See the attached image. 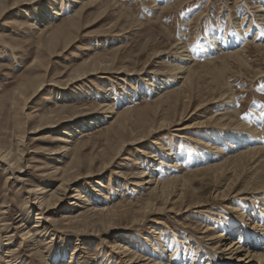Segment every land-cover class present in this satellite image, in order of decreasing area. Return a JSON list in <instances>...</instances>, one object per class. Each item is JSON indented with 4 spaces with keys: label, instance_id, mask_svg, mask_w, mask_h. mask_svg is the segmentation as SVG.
Returning <instances> with one entry per match:
<instances>
[{
    "label": "rangeland",
    "instance_id": "rangeland-1",
    "mask_svg": "<svg viewBox=\"0 0 264 264\" xmlns=\"http://www.w3.org/2000/svg\"><path fill=\"white\" fill-rule=\"evenodd\" d=\"M57 1L56 8L62 7L61 11L65 15L57 18L56 22L54 21L51 26L46 28V25H43L46 21L38 22L35 13L41 15L45 11V4L50 2L49 0H0V32L2 31L0 33V149L15 153V150H21L25 147L22 157L17 155L19 159H22V175L20 177L23 181L15 182L13 177L7 181L11 172L7 166L0 162V212L2 206L5 205L8 207L9 213L4 216L7 218H1L0 215V256L4 255L5 243L8 242V236H11V248L19 250L15 253L19 258L18 264H68L76 247L82 253V260L79 262V258L74 254V264L76 261V264H122L119 257L113 256L110 250L111 245L116 242L115 238L112 241L110 235L89 239L82 236L75 237L70 232H63L58 229L63 233L55 232L53 235H49L48 232L47 237L36 238L34 246H31L34 239L31 227L36 223L35 217L38 209L32 208L29 213L28 210H25V200L31 199L28 198L26 192L30 188L54 191L53 189L62 183V177L59 179L56 175L44 174L52 165L57 164V158L61 160L56 165L59 168L68 164L72 165V171L73 169L74 171L71 178L74 181L71 180V184H66L68 192L58 205L59 207L50 211V214L41 215L45 222L52 223L53 220H61V215L67 211L64 207L68 206L70 201L75 202L71 198L75 196V198L80 197V199L76 201V206H71L70 214L72 216L78 215L90 207L95 210L111 208L112 214L121 213L119 212L121 210H132L130 204H137L140 207L147 202L149 196L146 195L145 191L132 186V183L136 181L132 177L138 173L136 171L139 169L156 170L154 174L157 179L178 176L177 168H169L172 172L171 175H167L166 163L158 165V158H153L147 163L144 156L138 153V148L143 147L145 150L150 149L149 152L155 153V155L158 154L159 146L151 145L150 148L148 147L154 141L151 137L147 142L125 146V149H121V154L114 159L116 163L113 161L109 168L103 172H101V166L108 163L112 156L114 157L115 150L120 146L115 131H113L118 126L116 124L118 121L112 125L109 123L114 120L115 116H120L119 120L122 121L123 128L129 135V128L137 127L140 117L145 116L146 113L152 114L151 109L155 108L152 104L156 103L157 91L153 89L154 93L152 94L151 88L148 87V84L153 83L152 80H154L150 73L157 71L160 74L155 73V75L165 76L163 73L165 74V71L172 64L171 59H168L170 51H172L173 46L179 43L187 42V50L191 49L193 61L190 62L189 67L191 66L190 70L194 69L191 72H195L196 76L194 82L197 86V94H193L195 98L189 105L190 110L187 118L195 112V109L200 108V110L196 114H192L190 123L204 121L202 119L209 116L208 112H217L224 108L228 102L231 105V113L228 115L231 120L238 118L247 126H251L253 123L259 124L260 139L263 140L261 144L262 149H264V11H260L261 9L264 10V0H184V3L181 0H97L90 1L89 4L85 5L86 8L81 7V3L73 5L72 2H69L71 0ZM178 1H181V7H179L180 2ZM82 8L84 11L79 16L80 18L75 16L74 14ZM75 11L76 13H74ZM73 18H78L77 22L73 21L77 26H74L75 24L70 25ZM31 23L33 24L31 25ZM24 26L26 27L23 28ZM60 26L64 27L61 28ZM71 27L73 28L71 29ZM74 30L76 31L74 32ZM243 41L248 43L245 42V45ZM260 44L259 47L255 46ZM211 45L214 47L212 51L209 48ZM236 45L237 47H234ZM237 49H241V52L234 54V56H227ZM155 52H162L163 55H154ZM230 58L231 60H229ZM143 67V73L140 76H125L117 73L120 68L137 71ZM196 69L197 71H195ZM215 76L220 78V83L217 82L218 86L211 80ZM24 79L26 80L24 81ZM72 79H75V82ZM67 81H73V83L69 85ZM40 84L43 86L35 92L36 94L32 95ZM146 94L148 96L143 97ZM214 94L216 97L224 94L226 103H215L201 108V102ZM106 96L113 99L109 105L114 110L113 115L108 114L112 117L111 119H103V122H107V124L101 123L99 128L92 127L93 129L87 132L90 134L85 137L77 133L75 137L69 138L71 142L67 146L71 151L68 152V155H56L61 144H64L57 142L63 136L62 130L76 122L77 118H84L87 115H90L89 118L85 117L87 120L95 118L91 115L102 111L98 108L103 105V97ZM129 98L134 99V101L129 103L131 100ZM154 99L155 101H153ZM83 106L90 109L84 111ZM58 107L60 109L64 107V109H56ZM49 111H52V115L56 117L53 120L54 123L56 122L54 125L56 127L43 128L41 119ZM187 118L184 125L189 123ZM97 125L100 124L96 123L94 126ZM204 126L208 127L189 131L197 134L201 132L202 136H198L202 140H210L207 135L218 139L220 131L217 129L219 125L207 122ZM105 127L108 129H104ZM175 128L178 127H172V129L161 132L160 138L163 139V145H168L178 152L177 155H180L179 158L184 160L186 169L189 167L187 172L202 168L205 164L203 161L205 155H209V147L201 146L196 141H192V139L198 138L195 134H187L186 140L180 139L179 136L184 135L185 131H179ZM232 131L230 130L228 133H245ZM236 142L234 141V143ZM161 155L163 154L161 153ZM261 158L262 160H259ZM259 159L254 164L253 171L248 173L252 177L244 174L238 189H241L245 184L264 182V155ZM198 176L197 180L190 182L188 188L175 187L174 190L170 188L173 191L183 190L180 197L174 199L177 202L170 204V198L167 196L160 200L158 202V207H160L158 214L149 216L140 229L130 228L131 218L136 215L130 211L116 214V218H114L117 219L120 215V220L114 221L113 229L129 231V236L139 246L155 245L157 247L160 244L166 247L164 249L166 260L174 257L178 263L182 261L186 263L187 260L190 261L191 259L200 260L198 255L202 254L201 249L204 243H202L197 232L199 231L198 226L201 224L205 226L206 223H203V220L210 224L214 222L212 227L217 229L223 225L230 228L233 227V224L237 225L240 222L236 226L239 228L242 223L240 220L238 223L234 220L235 217L230 214L231 212L226 208V205H223L226 202L213 199L212 195L215 190L219 189L218 183L220 182L206 178L205 183V181L198 180L202 177L201 175ZM229 179H232V176L226 181H222V184ZM6 182L8 183L6 184ZM196 191L199 192L196 193ZM201 192L203 193L201 194ZM193 193L195 196H192ZM168 196L171 197V194ZM206 197L209 198L206 199ZM238 198L236 199L238 203H251L253 206L255 202H262V199L258 198L250 199L251 201L248 202ZM199 201L212 205L214 208L212 206L210 208H212L211 211H215V214L207 213L198 217L195 210L187 211L188 207ZM86 203H89L90 207H86ZM135 208L137 207L134 206L133 210ZM170 209L181 213L179 215L172 213L174 214L172 215L167 211ZM21 210H25L26 217H28L23 222L24 232L16 230V226L19 225ZM227 214L231 216L229 217ZM86 216L83 220L86 219L89 224L84 221L79 225L87 228L85 234L91 232L90 229L95 223L104 220L102 216L93 218L90 217L91 215ZM44 220H42V224ZM217 224H219V228ZM27 231L30 234L25 237L23 234ZM85 234L83 236H87ZM31 250L32 252H30ZM137 252L139 253V251ZM40 255L44 259H41ZM169 255L171 256L169 257ZM75 257L77 258L75 259Z\"/></svg>",
    "mask_w": 264,
    "mask_h": 264
},
{
    "label": "bare ground",
    "instance_id": "bare-ground-1",
    "mask_svg": "<svg viewBox=\"0 0 264 264\" xmlns=\"http://www.w3.org/2000/svg\"><path fill=\"white\" fill-rule=\"evenodd\" d=\"M49 1L50 2L45 4V8H44L45 11L42 12L41 15H39L37 12L35 13V17L38 18V20H37L38 22L46 21L43 23L44 26L46 25V28L51 26L52 23H54V21L55 22L57 21V18L58 19L61 18L64 14L61 11L62 7L56 8L57 3H58L57 0H49ZM80 1L71 0L69 2H72L73 5L81 3V7H85V5L89 4L90 1L92 2V1H97V0H82L81 2ZM181 1L184 3V0H181ZM181 1H178V2H180V5L176 3L177 5H179V7L182 6ZM93 4H94V2H93ZM64 6H63V8H64ZM254 7L256 8L257 6H254ZM4 10H5V8H4ZM82 11H84L83 8L81 10L79 9V12H77V13L75 11L74 13H76V14H74V15L79 17V16H81ZM260 11L263 12L264 10L261 9ZM0 12H1V10H0ZM77 19L78 18H73L70 21L72 23L71 24L69 22L68 23L72 26L75 24L73 21H76ZM12 21H13V19H12ZM12 21H10V22H12ZM32 24L33 23H31V25ZM65 25H67V24H65ZM74 26H77V25L75 24ZM25 27L26 26H24L23 28H25ZM63 27L64 26H62L61 28H63ZM65 28H68V26L67 27L65 26ZM72 28L73 27H71V29ZM53 31H55V30H53ZM75 31L76 30H74V32ZM245 42L248 43L247 41H245ZM246 43H245V45H246ZM64 44H66V43H64ZM68 44H69V42H68ZM187 46H188L187 42L186 43H179V44H176L175 46H173V49H172V51H170V54H169L170 57H168V59H171L172 64H171L170 68L167 71H165V74L163 73V75H165V76L155 75V73L156 74L159 73L157 71L150 73L151 75H153V77H151V78L154 79V80H152L154 85H153V83H150V84H148V87L151 88L152 94L154 93L153 89L154 90L156 89L155 91H157L156 92L157 93V100L155 101L156 98L153 100L156 103L152 104L153 107H155V108L151 109L152 110L151 115L146 113V114H144L145 116L140 117V119L138 120V123H137L138 126L135 128H133V127L129 128V130H130L129 135L126 133V131L123 128L124 124L122 123V121L119 120V118H121L120 116L119 117L115 116L114 120L109 123L110 125H112V123H114L115 121H118L116 123V124H118V126H116V129H114L113 131H115V135L117 137V140L120 143V146H119L120 148L117 147V149L115 150V152L113 154L114 157L112 156V158L108 160L109 162L105 159L106 162H108V163H104L103 166H101L102 171L101 170L100 171L103 172L104 170L108 169L109 165L114 161V159L117 158L119 154H121L120 152L123 149H125V146L128 147V146H132V145H136V144H141L142 142H147L151 137L152 140H154V141H152L151 144L148 145V147L150 148L151 145H154V147L159 146L160 150L158 149L159 150L158 154L155 155V153L149 152L150 149L145 150L143 147L138 148V150H137L138 153L140 155L144 156L145 161L147 163H149L151 161V159H153V158H158V165H164V163H166V167H168L167 168L168 170H165L168 172L167 175H171L170 173L172 171H170V170L173 168L178 169L179 175L174 176L173 178L171 176L166 175L167 176L166 178L160 177L157 179L156 175L154 174V172L156 170L151 171L149 169H143L142 168V169H139V171H136L138 173L136 175L134 174L135 176L133 175V177H132V178H135L136 181L132 183V186H134L135 188H138L142 191H145L146 195L149 196L148 197L149 199L147 200L146 203H144L140 207L137 204H130V202H129V204H130L129 206L132 208V210H126V211H130L132 214H136V215H134L133 218H131L132 223H131V225H129L130 228H135V229L139 228L140 229L144 225V222L146 221V219L149 216H153L155 214H158V211H159L158 208H160V207H158V202L160 200H162L163 198H165L166 196L170 198L169 199L170 202L169 201L168 202L170 204L171 203L174 204V202L176 201L174 199L177 197H180V195L182 194V191H183V190L173 191L174 188L175 187H180L182 189L188 188L189 187L188 185H190V182L194 181L198 175H201L202 177L200 179H198L200 181H205L207 178L208 180L212 179L215 182L216 181L220 182V183H218V186H220L219 189L215 190V192L212 195L213 199H215V201L219 200L220 202H226V204H223V205L224 206L226 205V208H228L229 211L231 212L230 214L233 217H235L234 220H236L237 223L240 220L242 224L239 226V228L236 226L239 225L240 222L237 225L233 224V227H230V228L224 227V225L219 228V224H220L219 223V224H217L219 229H217L216 227H212V224H214V222H211V224H210L208 222H205V220H203L204 222L203 221L202 222L206 223V224H205V226L202 224H201V226H198L199 231L197 232L200 235L199 237H201V239H202V243H204V245L202 246L203 248L201 249L202 254L200 256L198 255V258L200 260H198V259L192 260L191 259L192 260V263H191V260L189 261L186 259L187 260L186 263L187 264H264V182L259 181V183L254 182L253 184L252 183L251 184H245V186H242L241 189H238L240 184H241V180L244 178L243 175L247 174L248 176L252 177L248 173L253 171L254 164L258 161V159L262 155H264L263 154L264 149H262L263 147L261 144V141H263V140L260 139V136H261L260 132L261 131H260L259 126H258L259 124L256 125L255 123H253L251 126L250 125L247 126V124H244L241 121H239L238 118H236V120H231L230 117H228V115L231 113V105L228 102H227L226 106H224V108L220 109L219 111L208 112L209 116L204 117L205 119H202L204 121H202V122L197 121L194 123L193 122L190 123V121L192 120V117H191L192 114H196V112L198 110H200V108L195 109V112L191 113V115L187 118L188 112L190 110L189 105H190L191 101L195 98V97H193V94L194 93L197 94L196 93L197 92V86L194 82L195 77H196L195 72H191L194 69L190 70L191 66L189 67L190 62L193 61V58H192L193 55L190 51L191 49L187 50ZM242 46H244V45H242ZM255 46L259 47V46H261V44L258 46L257 45H255ZM234 47H237V45ZM234 47H232V48H234ZM194 48H196V47H194ZM209 48L211 49V51L214 50V47L212 45ZM238 52H241V49L234 50V52L227 54V56H234V54H237ZM155 54L163 55L162 52H155L154 55ZM229 60H231V58ZM221 61H222V59H221ZM92 65H93V63H92ZM223 65H224V63H223ZM96 68H98V67L96 66ZM143 69H144V67L137 70V71H132V70L129 71L126 68H120L119 70H117V73L121 74V75L124 74L125 76L126 75L127 76H132V75L140 76L143 73L142 72ZM221 70H222V68H221ZM90 71H92V70H90ZM195 71H197V69ZM84 73H86V72H84ZM218 73L221 74V72H218ZM222 74H224V73H222ZM147 75H148V73H147ZM75 79H77V78H75ZM75 79H72V80L74 81ZM203 79H205V78H203ZM25 80L26 79H24V81ZM211 80L216 85L217 82L220 81V78L215 76ZM221 80H222V78H221ZM73 81H67V82L70 85L73 83ZM142 81H143V79H142ZM222 81H224V80H222ZM63 83L65 84V82H63ZM63 83H60V84H63ZM42 86H43V84L38 85L36 87L35 91L34 90H33L34 92L32 91L33 92L32 95L36 94L35 92H37ZM208 86H210V85H208ZM217 86H218V84H217ZM69 94H71V93H69ZM147 94L143 95V97L146 98V96H148ZM65 96H67V95H65ZM108 98L109 97H107V96L103 97L104 103L101 107L98 108V110H100V111L102 110V111L99 112L98 114L93 113L91 115V117L95 116V118H92V119L90 118L89 120H87V118H89L90 115L84 116V118L83 117L77 118L76 122L68 125L67 127H65L62 130L61 134L63 136H61L57 140V142H62L64 144H61L60 148L58 147L59 152L57 150L58 154H56V155H61V154L62 155H68V152L71 151V149L67 146V144H70V142H71L69 140V138L75 137L77 133L80 136H84V137L88 136L90 134V133H87L88 131H91L94 127L95 128L101 127V123H104L103 122L104 120H108L109 118L110 119L112 118L108 114H112V115L114 114L113 113L114 110L109 105L110 103H112L111 101L113 99L112 98L108 99ZM129 99H131L129 101V103L134 101V99H132V98H129ZM201 99L203 100V98H201ZM143 100L146 101V99H143ZM199 101H200V99H199ZM199 101H197L198 104H199ZM226 101H227L226 96L224 94H220L217 97H216V94H214L210 98H205L201 102L202 103L201 108H203V107L205 108V105H212L215 103L216 104H218V103L222 104L224 102L226 103ZM62 108L64 109V107H62ZM65 108H67V107H65ZM56 109H60V107H58ZM82 109L84 111H86L87 109H90V108L89 107L86 108V106H83ZM232 111H233V109H232ZM235 113H237V112H235ZM57 115H58V113H57ZM97 115H98V117H96ZM106 115H108V116L106 117ZM85 117H87V118H85ZM122 117H124V116H122ZM41 118H43V117H41ZM186 118H187V122H189V123L184 125V123H185L184 121ZM54 119H56V117H55V115L54 116L52 115V111L47 112V114L44 116V118L41 119L43 128L44 127H50V128L56 127V126H54L56 123V122L54 123V121H53ZM85 119H86V121H85ZM207 122H211V124L213 123V124L219 125L218 126L219 128L217 129V131H220L218 139L212 137L211 135L208 136L206 133L207 137L210 140H205V139L202 140L198 136V135L202 136L201 132H199L197 134L195 132L189 131V130H196V128H200V127H208L209 125L204 126ZM96 123H98L100 125L94 126ZM106 124H107V122L104 123V125H106ZM110 125L109 126L107 125V126L110 127ZM172 127H178L175 129L179 130V131H185V133H183L184 135L179 136L180 139L186 140L187 138L185 136L187 134L188 135H194L195 134L196 137H198V138L195 137L196 140L192 139V141H196L201 146L209 147V152H208L209 155H205V158L203 160L205 162V164L202 168L193 169V170H190L189 172H187L188 171L187 169L189 167L186 169L187 166L184 165V160L182 158H179L180 155H177L178 152L175 151L174 148H172L168 145H166V146L163 145V142H162L163 139L160 138V134L164 130L172 129ZM210 128H213V127H210ZM104 129H108V128L105 127ZM230 130H233L232 132L241 131V132H245V133L240 134V133L236 132L235 134H229L228 131H230ZM202 134H204V133H202ZM44 137L46 138V135ZM234 141H237V142L234 143ZM1 146H3V145H1ZM24 148L25 147H23V149H21V150L20 149L15 150L16 151L15 153L13 151L11 152L10 150L9 151H3L2 149H0V162L3 163L5 166H7V168L11 172V174H10L11 176L7 177V181L11 177H13V179L15 178L14 179L15 182L16 181H18V182L23 181V180H21V177H20L22 175L21 174L22 173V171H21L22 159L20 158L21 159L20 160L17 157V155L22 157L23 152H25ZM114 149H115V147H114ZM206 152H207V150H206ZM159 153H160V155H161V153L163 155L160 156ZM106 154H107V152H106ZM162 156H164L165 159L162 158ZM57 160H58L57 164L60 163L59 161H61V160H59L58 158H57ZM259 160H262V158ZM56 165L55 166L52 165V167H50L48 169L47 173L46 172L44 173L46 175L47 174L56 175V177H59V179H61V177H62V183L59 184L55 189H53L54 191H51L50 189L45 190L43 188H41V189L40 188L39 189L38 188L37 189L30 188L26 192L27 195L29 196L28 198H31V199H29L27 201L25 200V202H24L25 210H28V213H29V210L32 208L36 207L38 209L37 210L38 212L36 213L37 216L35 217L36 223L33 227H31L33 229V230L31 229L32 235H34V239L31 243V246H34V242H36L35 241L36 238L42 239L44 237H47L48 232H49V235H53L55 232L63 233L66 231L67 233L70 232V233L74 234L75 237L82 236V237H87L89 239H95L98 236H109L110 235V236H112V241H113V238H115V240H116L115 243H113L112 245L110 244L111 245L110 250H111L113 256L116 255L119 257L122 264H186V263H184L185 261L178 263L177 259L175 260V257L174 258L171 257L175 261L173 259L166 260L167 258H166V256H164V253H165L164 249L166 247H163L160 244L157 247L155 245H150L148 247L139 246V244H135L133 241V238L131 236H129V231L120 230V229L114 230L112 227L113 225H115L114 221L120 220V218H119L120 215H118V218L115 219L116 214H122L123 212H126V211L121 210V211H119L121 213L112 214L113 211H110L111 208L110 209L109 208H106V209L103 208V209L95 210V209H92L93 207H90L89 203H86L85 205H86V207H90L89 209L87 208L85 211L80 212L78 215L72 216L70 214V212L72 210L71 206L75 205L76 201H78V199H80V197H77V198H75L76 196L71 197L73 200H75V202L70 201L67 204L68 206L64 207L67 211L66 212L64 211V213L61 215V217H62V218H60L61 220H53L52 223L51 222H45L44 217H42L41 215L46 214V213L50 214V211L59 207L58 205L62 201L65 194L68 192V189H67L68 186H66V184L67 183L71 184L72 183L71 180H73L71 178L73 175L72 172L74 171V169L72 171V165H69V164L64 165V166H61V168L57 167ZM14 168H16V169H14ZM169 168H171V169H169ZM262 172H263V170H262ZM16 173L18 175H15ZM161 176H163V175H161ZM230 176H232V179H229L226 183L222 184V181H226ZM257 178H258V176H257ZM254 180L256 181V178ZM124 182H126V181H124ZM7 183L8 182H6V184ZM205 183H206V181H205ZM23 185H25V184H23ZM170 188L171 189L173 188V190H170ZM25 189H24V191H26ZM192 189H194V188H192ZM172 191H173V194H172ZM192 191H194V190H192ZM197 192H199V191H196V193ZM202 193L203 192H201V194ZM170 194H171V197L168 196ZM201 194L199 193V195H201ZM192 196H195L194 193ZM82 198H84V197H82ZM207 198H209V197H206V199ZM237 198L238 199L241 198L240 200L247 201V202L250 199L254 200V199L258 198L260 200L262 199L261 200L262 202H260V201L257 203L255 202V204L253 206V204H251V203L250 204L249 203H238L236 201ZM30 200H33V201L30 202ZM167 200H168V198H167ZM154 202H156V203H154ZM207 202H208V200H207ZM117 204H119V203H117ZM194 204L195 205L188 207L187 211L195 210V213L198 214L197 215L198 217L203 216L207 213H212L213 215L215 214V211H211L212 208H210V206H212V205H208L207 203H204L201 201L196 202ZM120 206H122V205H120ZM134 206H136L137 208H135L133 210ZM217 207H218V205H217ZM7 208L8 207H6L5 205L2 206V210L0 212V215L2 216L1 218H7V217H4L5 214L6 215L9 214ZM25 210H21L20 215H19L20 216L19 225L16 226V230H19V232H24V230H25V229H23L24 228L23 222L28 219V217H26V211ZM179 210H180V208H179ZM167 211L170 212V214L174 213L175 215H179V213H181L180 211L175 212V210H173V209H170ZM174 214H172V215H174ZM86 215H89V216L91 215L90 217H92V218L95 216H102V218H104V220H102L103 222L95 223V224L93 223L94 225L90 229L91 232L89 234H85L86 233L85 231L87 230L86 227H83V226L80 227L79 226V225H81V223L86 221V219L83 220L84 216H86ZM231 215H228V216L230 217ZM102 218H100V219H102ZM90 219H89V221H90ZM229 219H231V218H229ZM42 220H44L43 224H42ZM87 223L89 224V222H87ZM151 223H152V221H151ZM231 224H230V226H231ZM76 226H79V227L77 228ZM132 226H134V227H132ZM207 226H211L212 228L207 227ZM58 229L62 230L63 232L59 231ZM29 234H30V232L27 231L23 235L26 237V235H29ZM84 234L87 236H83ZM7 239H8V242L5 243L6 247H5L4 255L0 256V263H2V264H18L19 258L15 253H16V251L18 252L19 250L18 249L13 250L11 248V243H10V241L12 240L11 236H8ZM167 245H165V246H167ZM137 251H139V253ZM30 252H32V250ZM80 252L81 251H79L76 247L75 250L72 252V256L69 259L68 264H71L72 262H73L72 264H74V256H73L74 254L79 258V262H80L82 260V258H81L82 253H80ZM38 254H40V253L38 252ZM143 254H145V255H143ZM18 255H20V254H18ZM190 255H191V253H190ZM40 256L42 257L41 259H44V257L42 255H40ZM40 256H39V258H40ZM154 256H156V257H154ZM170 256L171 255H169V257ZM77 257H75V259ZM185 258H186V256H185ZM76 262H75V264H76Z\"/></svg>",
    "mask_w": 264,
    "mask_h": 264
}]
</instances>
